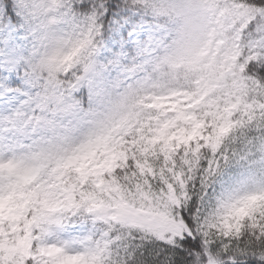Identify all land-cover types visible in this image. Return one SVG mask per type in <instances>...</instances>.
Listing matches in <instances>:
<instances>
[{
	"label": "snow or ice",
	"instance_id": "snow-or-ice-1",
	"mask_svg": "<svg viewBox=\"0 0 264 264\" xmlns=\"http://www.w3.org/2000/svg\"><path fill=\"white\" fill-rule=\"evenodd\" d=\"M0 264H264V0H0Z\"/></svg>",
	"mask_w": 264,
	"mask_h": 264
}]
</instances>
